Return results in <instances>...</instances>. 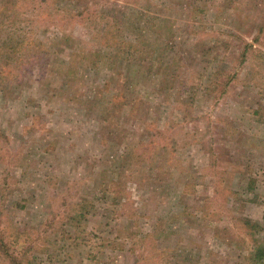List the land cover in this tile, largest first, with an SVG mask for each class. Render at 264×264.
Segmentation results:
<instances>
[{"label":"rangeland","instance_id":"rangeland-1","mask_svg":"<svg viewBox=\"0 0 264 264\" xmlns=\"http://www.w3.org/2000/svg\"><path fill=\"white\" fill-rule=\"evenodd\" d=\"M57 2L28 22L48 70L0 61V234L22 264H264V0Z\"/></svg>","mask_w":264,"mask_h":264},{"label":"trees","instance_id":"trees-1","mask_svg":"<svg viewBox=\"0 0 264 264\" xmlns=\"http://www.w3.org/2000/svg\"><path fill=\"white\" fill-rule=\"evenodd\" d=\"M12 1V6H7L6 4L0 6V61L8 59L7 57L12 54L17 57L19 56V58H17V61L26 60L27 67L30 69H35L41 66L42 69L48 70L46 62L44 61L46 60L45 58H48L49 54L52 52V49L48 48V46L39 39H36L35 43L34 39H31L32 32L35 33V25H38V23H41L43 20L48 18H57L56 20H59V12L62 11L63 14L68 12L63 10V5L55 11L47 9L46 4H48V0H39V2H37V0ZM55 1L58 7V2L57 0ZM64 4L67 5L66 3ZM86 13H79L78 16L75 15L74 18H78L79 23L82 24H86L87 20L89 19H93V24H95L97 20H99V17L105 18L104 16L99 15V13H97L98 15L96 17L89 18ZM29 18H32V20L29 21ZM63 18H61L62 21H64ZM28 22L35 23V25H30L28 24ZM23 25H26V27H23ZM110 30L111 27H108V30L105 33L102 32V34L98 30L95 38H102V42H106L108 45L110 44L112 39L117 38L120 42H122V44L128 46L129 48L132 47L128 40L130 38L134 39L132 38L134 37L133 35L126 37L122 35V33H118V35L113 34V32H111ZM35 44H38L39 47L37 51L34 50ZM9 52L11 53L7 54ZM11 64L12 63L10 61V63H0V66H4L5 69L3 70H6L7 68L9 70H12ZM25 66L26 65L24 64V66L22 67ZM228 78H230V76ZM230 79H228V81ZM212 88L213 85L211 83V85H209V89ZM225 92L227 91L224 87L221 94L223 95L225 94ZM248 224L249 223H247V225ZM24 241L25 240L23 239V237L15 238L12 236V234H9V232L0 234V252L6 258L11 260L12 264H22L23 261L18 256L20 246L15 247V245H21V243H23ZM14 248H16V251L14 250ZM257 261H262L264 263V248L259 247V249L257 250Z\"/></svg>","mask_w":264,"mask_h":264}]
</instances>
